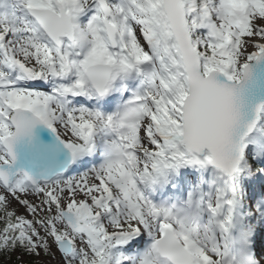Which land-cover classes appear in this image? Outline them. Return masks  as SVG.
<instances>
[{"label":"snow or ice","instance_id":"6c2138e0","mask_svg":"<svg viewBox=\"0 0 264 264\" xmlns=\"http://www.w3.org/2000/svg\"><path fill=\"white\" fill-rule=\"evenodd\" d=\"M0 264H264V0H0Z\"/></svg>","mask_w":264,"mask_h":264}]
</instances>
